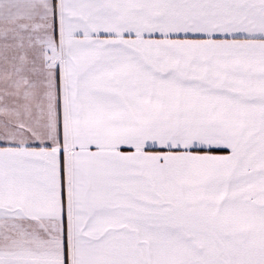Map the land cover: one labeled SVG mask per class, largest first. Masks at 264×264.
I'll return each mask as SVG.
<instances>
[{
  "label": "snow or ice",
  "instance_id": "6c2138e0",
  "mask_svg": "<svg viewBox=\"0 0 264 264\" xmlns=\"http://www.w3.org/2000/svg\"><path fill=\"white\" fill-rule=\"evenodd\" d=\"M0 264H264V0H0Z\"/></svg>",
  "mask_w": 264,
  "mask_h": 264
}]
</instances>
